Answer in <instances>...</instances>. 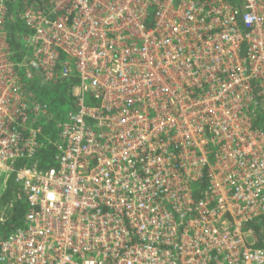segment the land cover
I'll use <instances>...</instances> for the list:
<instances>
[{
	"label": "built area",
	"instance_id": "1",
	"mask_svg": "<svg viewBox=\"0 0 264 264\" xmlns=\"http://www.w3.org/2000/svg\"><path fill=\"white\" fill-rule=\"evenodd\" d=\"M37 75L72 87L54 138ZM11 178L0 264H264V0H0Z\"/></svg>",
	"mask_w": 264,
	"mask_h": 264
},
{
	"label": "trees",
	"instance_id": "2",
	"mask_svg": "<svg viewBox=\"0 0 264 264\" xmlns=\"http://www.w3.org/2000/svg\"><path fill=\"white\" fill-rule=\"evenodd\" d=\"M13 30H16V32H14L15 34H27L25 29L21 26H14ZM12 48L16 54L15 59L17 61H21V43L19 40L16 41L15 37ZM29 85V90L35 94L38 101L48 105V116L44 120V125L47 127L46 134L51 136V138H54V134L57 131L55 124L60 122L63 116L74 108L72 87L69 85L68 81L63 80L54 83L53 81H47L43 75H37ZM56 155V148L51 145L42 149L40 155L38 156L39 166L41 169L53 167ZM206 188L207 182L204 180L197 187V191L195 193L196 198L202 196ZM2 205H9L7 208L8 214L4 222H0V236H3L2 238H4L10 232L23 225L25 215L28 211L25 196L13 178L10 179L8 191L0 200V209L2 208ZM257 225V228H259L257 231L259 234L264 236V222Z\"/></svg>",
	"mask_w": 264,
	"mask_h": 264
},
{
	"label": "rangeland",
	"instance_id": "3",
	"mask_svg": "<svg viewBox=\"0 0 264 264\" xmlns=\"http://www.w3.org/2000/svg\"><path fill=\"white\" fill-rule=\"evenodd\" d=\"M9 207V205H2V208L0 209V222L2 221V222H4V220H5V218H6V216H7V208ZM3 236H0V241H1V239H3L2 238Z\"/></svg>",
	"mask_w": 264,
	"mask_h": 264
}]
</instances>
